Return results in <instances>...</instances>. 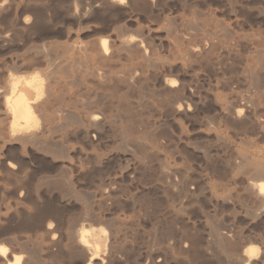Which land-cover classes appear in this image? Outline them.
I'll use <instances>...</instances> for the list:
<instances>
[{
    "label": "bare ground",
    "instance_id": "1",
    "mask_svg": "<svg viewBox=\"0 0 264 264\" xmlns=\"http://www.w3.org/2000/svg\"><path fill=\"white\" fill-rule=\"evenodd\" d=\"M38 1L41 0H0V24H7L6 29L0 32V46L16 48L24 44L27 47L24 53H14L13 58L0 63V202L16 196L21 190L32 188L37 191L49 184V179L46 180L45 177L33 179V174L37 171H29L31 159L41 163L38 167L40 172L47 170L50 173L61 171V175L66 172L68 174L76 168L71 161V155H88L82 152L84 150L80 151L71 145V140L68 142L70 137L98 134L99 139V135L104 137L110 133L114 142L117 141L114 147L116 152L128 160L138 158L137 166L141 169H148L150 162L159 161L156 173L159 178H156L163 185L161 190L170 193L171 200L174 198L178 202L174 212L182 219L185 217L184 212L188 210L186 206L195 201V190L187 189L186 179L183 180L181 173L170 167L167 163L169 160L166 161L167 157L160 150L154 151L152 145L158 143H155L156 136L148 134L146 129L149 126L145 127L162 120L175 122L180 117L195 118V114L211 110L222 121L234 124V127L237 125L244 132L253 129L264 137V38L260 34L249 35L242 30L243 19L247 21L252 18L260 19L262 16L264 18L262 8L256 10L250 9V5L247 7L255 1L264 7V0H225L228 21L218 17V14L222 16L223 11L218 13L213 11L215 9L211 10L204 3L205 0ZM46 12L52 13L51 16L47 18ZM72 25L76 26V31L68 28ZM59 39H63V42H58ZM232 44L249 53V62L238 71L231 68L229 70L230 65L225 64V55H231L229 45ZM156 47L164 48L165 54L161 56ZM187 69L211 73L216 77L220 91L212 94L209 90L200 98L194 80L191 76L186 79ZM39 70L44 78L37 73ZM234 83L239 87H231ZM241 88L252 90L253 93L250 91V96L245 97L247 91L242 89L245 92L242 95ZM164 132L163 136L167 137ZM161 135L160 133L158 138ZM213 138L215 143L220 142L217 134ZM246 143V140L243 141V145L247 147ZM159 144L163 145L157 144L156 147L160 149ZM260 147L250 145L248 149L250 148L251 153L243 149L235 150L221 163L225 162V170L230 174L234 173L231 175H252L253 180H248L242 188L243 197L236 194L238 191L234 194L227 192L226 186L217 195L208 189L202 192V189V195L208 190L210 201L215 206H225L235 201L234 199L240 204L239 201L243 200L248 215L253 219L264 217V146ZM202 154L207 155L205 152ZM246 178L243 176L242 179ZM66 181L64 186L70 189L73 183ZM55 183L57 188L63 185L59 184L57 178ZM59 192L62 194V191ZM23 195L26 197L25 193ZM98 195L101 202L112 198L110 192H100ZM82 198L79 197L78 200L85 203L87 197ZM73 200L75 201L74 198ZM199 215L205 220L207 237L212 238L213 245L224 250L225 243L230 238L226 233L228 230L221 233L220 223L213 221L215 217L210 222L204 212ZM100 219L95 214L85 213L83 219L71 222L63 234H56L57 229H54L52 223L43 226L44 219L37 220L38 222L27 221L22 225L31 229L35 225L42 228L44 238H37L39 240L33 242L34 244H20V240L13 237V225L10 224L13 220L6 213L4 216L0 215V264H32L36 254L41 253L49 264H97L96 261L103 258L99 257V247L103 245L104 237L96 230H89L87 224H81L80 228H76L75 224L91 220L99 223ZM171 233L161 238L168 239ZM182 236L186 238L191 249L197 246L196 238L189 237L186 233ZM260 238L259 242L264 241V236ZM111 239V249L107 247L116 251L119 248L117 239L115 236ZM253 240L257 241L255 238ZM19 244V247H15ZM246 244H233L230 248L238 251ZM241 251L240 257L237 255L238 264H264V250L260 251L258 246H249ZM22 253L24 256L26 254L24 260ZM114 258L115 255L112 256L113 260ZM99 261V264H104Z\"/></svg>",
    "mask_w": 264,
    "mask_h": 264
},
{
    "label": "rangeland",
    "instance_id": "2",
    "mask_svg": "<svg viewBox=\"0 0 264 264\" xmlns=\"http://www.w3.org/2000/svg\"><path fill=\"white\" fill-rule=\"evenodd\" d=\"M41 1L43 3L45 2L43 0ZM41 1L40 2L38 1V2L42 3ZM204 3L211 10L215 9L213 10L215 12L219 13L220 10L223 11L222 16L218 14L219 15L218 17L228 21V17L226 15L228 13L227 6H226L227 2L225 0H205ZM249 5H250V9L257 10L258 8L259 9L262 8L264 10V7L260 5L259 3H257L256 1L248 4L247 6L248 8H249ZM253 5H254V8H253ZM46 14L48 18V16H51L52 13L46 12ZM262 17H260V19H257V18L250 19L252 21H250L249 19H247L246 21L245 19L240 18V19H243V25H244L242 27L243 32L245 31L246 33H249V35L255 34V33H256L255 35L260 34V36L264 38V18ZM6 26L7 24L5 22H1L0 32L4 31L6 29ZM73 26L74 25H72L71 27L68 26V28H71L74 31L76 29V26L74 27ZM62 40L63 39H59L58 42H63ZM22 45L16 48H14L13 46L12 47L8 46V45L5 46L4 48L0 46V63L6 60H9L10 58H13L14 53L15 55L16 53L17 54L24 53L27 47H25L24 44ZM158 48L159 47H156L157 51L159 50V52L161 53V56H163L165 54L164 52L165 49L162 47H160L161 49H158ZM229 48L231 49L230 50L231 55H227L228 57L225 55V62H226L225 64H227L228 66L230 65L229 70L237 69L236 71H238L239 69L244 67L245 64H247V62H249L248 61L249 53L244 48L236 46L234 44L229 45ZM187 70L188 71L186 72V75H187L186 79H189L191 76V78L194 80L193 81L194 86H197L195 88L196 90L198 89L197 92H198V95L200 94L199 95L200 98H203L206 95V93H208L209 90H210L209 92H213L212 94H214L217 91L218 92L220 91L219 86L216 84V77L212 75L211 73L207 71L205 72L202 70H197V69L195 70L187 69ZM40 72L41 71L39 70L37 73L41 75L42 78H44L42 72L41 73ZM216 85L218 87L217 88L218 90L216 89ZM236 86L239 87L235 83L231 85V87L233 88H236ZM242 89L243 91L245 90V92L247 91L246 94L244 95L245 97L246 95L250 96L251 92L253 93L252 90H246L244 88H241L240 92L242 95L245 93L242 91ZM200 113L201 114L199 113L195 114L196 117L190 118L191 120L187 118L181 119L180 117L175 122H170V121L167 122V120H164V121L162 120L163 125L161 121L159 122L161 123V125H159V123L157 122L156 124H150L145 127V128H148L149 126V128L146 129L147 130L146 132L148 134H150L151 136L157 137V138L155 137V140H156L155 143L158 142V143H162L163 145L161 146V144H159L161 146V148L159 149L158 147H156L158 143L156 145L153 144L154 146L152 145V147L154 151L160 150V153H162V155L167 157L166 161L169 160L167 163L170 164V167L177 169L181 173V177L183 176L182 179L183 180L186 179L185 181H186L187 189L189 190L193 189L192 191L195 190L194 191L195 201L194 203L192 202L190 205L186 206V210L187 209L188 210L184 212L183 214L185 216L184 218L181 219V217H177L175 215V212L177 209L175 206L178 205V202H176V199L172 198L173 200H171V197H169L171 196V194L166 193L163 190H161L162 189L161 187H163V185L161 181L159 182V180L157 179L159 178L158 177L159 174H156L158 173L159 161L153 159L155 161H152L149 163L148 169L147 168L141 169L140 167L137 166L138 161H139L138 158H134V159L129 158L128 160V158H125L119 152H116L117 149L114 147H116L115 145H117V141L115 140L116 143L114 142V139H113L114 137L111 136L110 133L104 137L103 136L100 137L99 135V139H98V134H96L97 136L94 134H89L87 137H83V136L70 137L68 139V142H70L71 140L70 142L71 145H73L75 148H77L80 151L84 150L82 152L88 155L84 157L82 155H78V153L73 154L74 156L71 155V161L73 164H75L74 166L76 168L69 171L68 174L66 172V174L64 173L63 175H61L62 174L61 171H59L61 174L58 171L57 172L52 171V173H50L51 171H47V170L41 171L42 172L41 173L40 168L38 170V167L39 165L41 166V163L36 162L37 160L31 159L29 162L30 163L29 169L30 168L31 169L29 171L33 173L34 171H37L33 174L34 176L33 179L37 178L36 180H39L41 179V177L42 178L45 177L46 180L49 179L47 181H49V184L50 183L51 184L50 185L47 184L48 186L44 185L43 187H40L39 190L37 191H34L32 188L21 190L22 192L19 191L16 194V196L13 195L11 197H8L6 200L0 202V215L4 216V214L6 213L7 216L10 217V220L11 219L13 220V222L10 223L13 225V230H14L13 237L18 238L21 241L20 242L18 240L20 244L21 243L24 244L27 242H29L27 244H30V243L34 244L33 242H36L37 240H39L37 238H40V239L44 238V234H43L44 232H42L43 230L42 228L37 227L35 224H34L35 225L34 227L31 225L34 229L33 228L31 229V227L27 228L29 226L24 227L22 225L27 221L36 222L37 220L40 221V219L41 220L44 219L43 226H46L48 223H52L54 229L55 230L57 229L56 234H61V233L63 234L67 230V228L70 226L71 222L79 218L83 219V215L85 213H92V214H95L96 216H99L101 218L100 219L101 221L99 223L92 222L91 220V221H87V223L79 221L77 224H75L76 228H80L81 224H87V226H89V230L91 229L94 231L96 230L97 232H99L100 235L102 234V237H104L103 242H102L103 245L101 244L99 247V251H100L99 254L101 255L99 257L101 258L103 257V258L98 259L96 261L97 264H99L100 262L99 260L103 261L104 264L105 262L106 264H108V262L109 264H122V263L123 264H171V263L172 264H210V263L211 264H238V260H239L238 258L240 257V254L242 252L241 250H243L244 248L249 247V246H258L260 248V251L264 250V241L260 240L259 242L258 240V239H261L260 237L264 236V224H263L264 217L260 216V217H256V219L255 218L253 219L252 216L248 215L247 207L244 204L243 200L239 201V203L241 202L240 204L236 203L237 200L234 199L235 201L225 205L226 207L225 206H215L210 201L208 190L213 191L217 195L218 193L220 194L221 190L224 189L226 186V191L228 190L227 192L229 193L234 194L237 191L238 192L236 194L243 193L242 188L245 187V183L248 182V180L250 182L253 180L252 175L250 174L240 175L239 173L238 174L236 173L235 175H231L234 173L230 174L229 172H227V170H225L224 168L225 162L223 164L221 163L223 162V160L224 161L227 160L233 154L235 150L238 151L240 149H243L246 152L251 153L250 148L248 149L250 145L251 146L254 145L258 148L259 146L263 147L264 137L261 134L260 136L253 129L249 128L250 130L247 129L248 131L244 132V130L243 131L240 130L237 125H235L234 127V124L230 125V123L226 121H222L223 119H221L218 116V114L214 111L210 110L209 112L206 111V112H200ZM159 132L162 134L161 138H158L159 137L158 135H160ZM163 132L165 133L164 135H166L167 137L163 136ZM177 133L179 134L177 135ZM216 134L220 137V142L218 144L215 143L216 140H214L213 138V136ZM245 140L247 141L246 143L247 147L243 145V141ZM203 147L205 150L203 149ZM164 150L166 152H162ZM204 152L205 154H207L206 156H202L203 155L202 153ZM76 170H77V173H76ZM216 170L218 171L222 170V172L221 171H220L221 173L215 172ZM38 173L40 176H38ZM53 173L54 175H52ZM55 174H57L58 176ZM50 175L52 177L53 176L55 177V178L53 177L55 181L53 180L52 177H49ZM59 175L62 176L61 177L62 179L59 177ZM243 176L244 178L249 176L251 180L248 177L246 179H242ZM227 177L229 178L227 179ZM56 178H57V181H59V184L60 183L63 184V185L60 184L62 188L61 187L57 188L56 183L54 184V182H56ZM234 178L236 179L238 178L237 179L238 181ZM66 180L71 181V184L73 183L70 189H67L64 186ZM187 180L189 183H187ZM242 180L244 181L242 182ZM215 182H218V183H215ZM52 183L54 184V186H52ZM192 183H193V186H192ZM59 184L58 186H60ZM217 185H219L220 187ZM53 187L55 188L53 189ZM204 189L205 190L208 189L207 190L208 193L205 192L203 196L202 192L205 191ZM28 190H30V192H28ZM97 190L100 191L101 193H109V192L110 194L112 193V198L104 200V202L99 201L100 197L98 194H100V192L98 193ZM200 190H202V192ZM59 191H62V194H60L61 192ZM23 193L26 194L27 198L25 197V195H23ZM166 194H168V196ZM33 195L35 198L33 197ZM81 196L83 198L87 197L86 200H84L85 203H82L78 200L79 197L82 198ZM17 197L18 198L20 197V198L18 199ZM241 197H243V194H241ZM73 198L75 199V201L73 200ZM113 198L114 200H112ZM20 200H22L23 203ZM77 201H79V203ZM19 202L21 204H19ZM193 210L195 214L192 212ZM198 212L200 214L202 212L207 214L209 217L208 220L210 222L215 217L213 221L217 220L220 223L219 230L221 233H224L226 230H228L226 231V233L230 236V238L228 242L225 243L224 250H221L217 246L213 245L211 241L212 238H210V236H208L209 238L207 237V235L205 234L206 233L205 232L206 227L204 224L205 220L199 217L200 215ZM192 213L193 215H191ZM47 216H50V217H47ZM24 219L26 221H24ZM68 219L70 220V222ZM173 220H175L176 222ZM119 221H121V223ZM67 222H68V225H67ZM165 223L166 225H164ZM170 232H172L171 237H169L168 239L161 238V237H164V235L167 233L170 234ZM184 233H186V235H188L189 237L193 236V238H196L199 245L197 244V246L194 247V249H191L190 244L188 243L186 238L182 236ZM111 234L113 235L111 236ZM113 236L116 237L117 239L116 243H118L117 245L119 246V248L117 247L115 249L116 251L109 250V248L111 249L110 247L112 243L111 238H113ZM182 237L184 239H182ZM155 238L156 240L158 239L159 241L158 240L156 241ZM254 238L257 241L254 242L253 240ZM21 239L22 240L24 239V240L22 241ZM230 240L232 241L231 244H230L231 242ZM164 242L166 244H164ZM242 242H245L247 244L244 245V247L240 248L238 251L231 250L230 248L231 245L233 244L239 245ZM20 244L16 246L14 245V246L19 247ZM120 246L124 247V249L122 250L121 249L122 247L120 248ZM207 246L210 247L211 249L208 248ZM118 249H120L119 250L120 252L118 251ZM225 250H226V253H225ZM155 253H157L158 255ZM23 254L24 253H22L23 260H24L26 257V254L25 256ZM113 255H115L114 260L112 259ZM122 258H123V261H122ZM48 262L49 261L46 259L45 255L41 253L39 255L36 254V259L32 264H49Z\"/></svg>",
    "mask_w": 264,
    "mask_h": 264
}]
</instances>
